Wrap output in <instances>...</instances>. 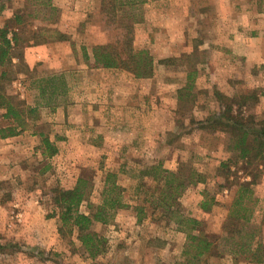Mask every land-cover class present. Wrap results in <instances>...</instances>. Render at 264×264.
I'll return each instance as SVG.
<instances>
[{
    "label": "rangeland",
    "instance_id": "obj_1",
    "mask_svg": "<svg viewBox=\"0 0 264 264\" xmlns=\"http://www.w3.org/2000/svg\"><path fill=\"white\" fill-rule=\"evenodd\" d=\"M108 1L0 0V25L19 31L14 56L24 64L8 92L33 106L34 73L64 74L69 86L50 106L39 103L38 118H29L22 134L0 137V244L7 247L0 264H264V164L252 187L254 213L242 223L243 244L256 232L252 251L234 254L226 222L237 184L252 177L243 163L231 164L236 158L227 134L201 128L220 117L224 98L233 101L234 115L264 120V63L249 61L256 47L243 48V0H147L116 10ZM124 28L134 48L154 59L150 78L96 68L83 58L82 46L115 43ZM170 59V65L159 63ZM194 68L195 100L188 104L178 97ZM4 114L0 109V129L9 126ZM40 133L58 150L51 158L42 156ZM229 163L227 173L222 165ZM190 171L203 181L183 190L170 214L162 201L171 186L167 178L181 173L187 179ZM108 175L107 185L117 188L111 195H120L124 207L110 223L93 226L104 245L91 258L76 234L62 239L59 219L48 218L52 190H71L85 180L87 204L97 206ZM206 192L216 202L210 212L200 209ZM87 204L81 213H90ZM187 221H196L194 233L212 243L209 254L184 255Z\"/></svg>",
    "mask_w": 264,
    "mask_h": 264
},
{
    "label": "trees",
    "instance_id": "obj_2",
    "mask_svg": "<svg viewBox=\"0 0 264 264\" xmlns=\"http://www.w3.org/2000/svg\"><path fill=\"white\" fill-rule=\"evenodd\" d=\"M147 0H109L112 5V10H116L118 6L132 7L140 3H145ZM53 11V10H52ZM15 22L21 24L19 16L15 17ZM123 24V23H122ZM125 25V24H124ZM127 26V25H126ZM129 27V26H128ZM126 34L120 32L117 42L93 45L90 50L86 46L81 47L82 56L86 61L93 60L96 68H117L133 74L136 78H150L154 74V59L147 50H136L134 48V39L130 34L129 28H124ZM47 33L46 29L35 33L33 39L42 37ZM12 37L9 39L8 35ZM60 39L65 36L58 33ZM20 39L19 31L11 30L7 25H0V109L4 110V118L9 120V126L0 129V137L3 139L18 136L30 128L29 118L37 119V111L40 102L43 105L50 106V103L58 101L65 97L69 92L68 82L64 74H54L44 72L43 74L34 73L29 77V89L34 90L32 93L33 106L27 105L26 102L19 100L8 92L10 85L16 80V69L23 67L21 58L14 56V49L17 47ZM41 41V40H38ZM18 59V63L13 61ZM173 60H162L159 63L170 65ZM33 71V70H32ZM196 73V68L188 73L187 79L189 84L179 92L178 100L186 103L194 102L195 96L192 94V81ZM254 94V93H253ZM263 95V94H262ZM254 96H244V100L256 99ZM222 99V98H219ZM224 107L220 117L212 121L208 126L202 125V129L221 130L229 137V151L235 155V161L231 164L237 166L243 163L247 170H250L252 182L238 183L235 198L230 206L227 224V233L225 240L235 247L234 254L242 252H250L251 241L256 235V232L248 234V244L242 243V223L248 224L253 215V208L250 206L253 199L254 190L252 187L260 174L261 165L264 164V120L256 121L255 117H240L233 114V101L224 98ZM41 139L42 156L51 158L57 154L58 150L49 140L48 136L43 133L38 134ZM222 168L229 173L231 165L223 164ZM264 168V167H263ZM262 168V169H263ZM113 176L108 175L105 181L107 189L104 191L102 198L97 206L87 204V182L80 179L76 186L71 190H52L51 205L53 212L48 218H57L60 221L58 233L62 239H69L74 234L77 235V240L85 248L89 257L95 258L102 253L104 242L93 232V226L96 223L108 224L113 219L116 211L124 206L121 204V196L116 194L112 196L117 188L114 183L110 186L107 184ZM229 177H227L228 179ZM202 176H199L194 171H190L187 179L182 178V174L169 175L167 185L171 186L164 190L162 201L165 206L172 207L168 210L170 214L175 213L177 209L175 200L179 194L191 185L202 182ZM223 189V186H220ZM107 195V196H106ZM207 196V192L204 194ZM87 204L90 209L89 214L81 213L80 208ZM175 203V204H174ZM214 197H206L201 204L200 209L203 212H210L211 206L215 205ZM185 224V222H183ZM191 227H187L188 225ZM186 225V224H185ZM196 221H187V226L184 233L187 238V245L184 255H193L194 258H200L205 253L209 254L212 249V243L198 234L194 233L197 226ZM7 247L0 244V255L6 254ZM258 262L260 259L257 260ZM256 261V262H257Z\"/></svg>",
    "mask_w": 264,
    "mask_h": 264
},
{
    "label": "crops",
    "instance_id": "obj_3",
    "mask_svg": "<svg viewBox=\"0 0 264 264\" xmlns=\"http://www.w3.org/2000/svg\"><path fill=\"white\" fill-rule=\"evenodd\" d=\"M242 3V44L244 49L257 48L258 53L255 54L254 60H249L253 64L264 63L262 60L264 53L260 51V43L264 41V7L261 8L259 3H264V0H243ZM246 4V5H245ZM246 6V7H245ZM245 7V8H244ZM245 9H248L249 14L245 13ZM244 24L249 25L251 32L244 31Z\"/></svg>",
    "mask_w": 264,
    "mask_h": 264
},
{
    "label": "built area",
    "instance_id": "obj_4",
    "mask_svg": "<svg viewBox=\"0 0 264 264\" xmlns=\"http://www.w3.org/2000/svg\"><path fill=\"white\" fill-rule=\"evenodd\" d=\"M11 37H12V35H11V34H9V35H8V38L10 39Z\"/></svg>",
    "mask_w": 264,
    "mask_h": 264
}]
</instances>
